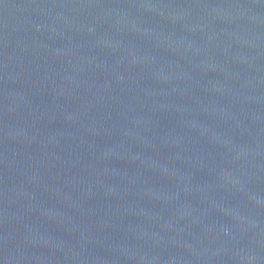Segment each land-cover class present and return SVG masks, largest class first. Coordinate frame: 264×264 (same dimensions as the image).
Wrapping results in <instances>:
<instances>
[{"label": "water", "instance_id": "95a60500", "mask_svg": "<svg viewBox=\"0 0 264 264\" xmlns=\"http://www.w3.org/2000/svg\"><path fill=\"white\" fill-rule=\"evenodd\" d=\"M0 264H264V0H0Z\"/></svg>", "mask_w": 264, "mask_h": 264}]
</instances>
